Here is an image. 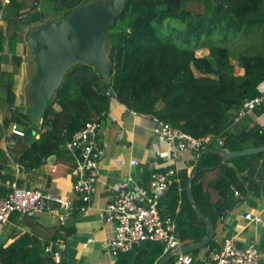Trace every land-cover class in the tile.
I'll list each match as a JSON object with an SVG mask.
<instances>
[{
	"label": "trees",
	"instance_id": "1",
	"mask_svg": "<svg viewBox=\"0 0 264 264\" xmlns=\"http://www.w3.org/2000/svg\"><path fill=\"white\" fill-rule=\"evenodd\" d=\"M84 1L47 0L44 4L54 3L57 11L67 13ZM38 5L9 0L14 34L23 10L29 13ZM105 34L110 75L104 78L82 62L71 66L46 104L40 124L32 126L38 138H30L19 163L26 169L41 165L88 121H100L114 98L192 136L210 134L215 142L222 138V145L201 151L197 172L190 181L192 198L214 223L234 190H257L261 184L264 152L224 162L221 157L223 150L264 145V123L255 122L243 134L238 128L225 130L243 102L260 94L264 86V0H126ZM201 48H207L208 53L197 55ZM232 58L243 74H235ZM263 111L264 101L254 112ZM9 122L23 128L30 125L20 111H13ZM215 167L221 169V176L206 185L203 178ZM245 169L248 173L242 174ZM187 179L185 174L182 186ZM208 189L214 192L215 201H211ZM190 203L186 207L189 216L181 220L178 236L198 242L208 230ZM152 243L158 251L163 248L158 241ZM42 254L14 245L0 247V264H60L52 253ZM151 260L137 258L135 262L151 264Z\"/></svg>",
	"mask_w": 264,
	"mask_h": 264
},
{
	"label": "crops",
	"instance_id": "2",
	"mask_svg": "<svg viewBox=\"0 0 264 264\" xmlns=\"http://www.w3.org/2000/svg\"><path fill=\"white\" fill-rule=\"evenodd\" d=\"M45 1L47 0H26V3L29 5L38 2L35 10L44 14ZM8 10V3L0 0V196L8 191V182L14 181L18 187L59 195L62 199L70 200L73 207L66 212L58 203L48 199L47 208L35 216L12 213L0 235V247L14 245V248H21L28 253H52L54 261L60 264H134L137 258L145 261L152 259L151 264H158L166 253L163 248L158 251V247L152 242L139 243L122 252L109 251L105 243L112 235L114 225L105 220L103 209L112 199L115 185L125 183L128 188L146 187L154 170L166 171L170 168L176 169L178 180L169 182L161 199L160 213L173 220L181 245L194 243L188 238L181 240L178 234L181 220L184 221L189 216L186 209L190 203L188 192L195 202L190 192V181L195 171L197 172L202 150H184L171 157L167 143L153 131L155 117L152 115L136 112L114 98L111 99L108 113L97 122L94 138L100 153L95 190L83 209L80 208L82 203L73 189L75 176L72 169L79 157L78 149L72 151L66 143L37 167L26 169L19 163V156L28 141L11 134L9 120L13 111L25 114V110L32 105L29 87L35 68L31 45L24 40L21 23L29 21L25 18L35 10L29 13H24L26 10H23V14L17 18L16 34L13 32ZM231 62L235 74H243L244 70L237 64V60L232 58ZM255 122L264 123V111L261 114L249 112L238 121L229 119L225 130L236 131L238 128L245 132ZM32 136L38 138L34 131ZM214 146H218L215 141L207 145L208 149ZM130 159L137 162L129 164ZM119 160H125L126 163L120 164ZM221 162H224L222 157ZM221 173V169L215 167L206 173L203 180L208 185L216 181ZM247 173L248 169L242 172ZM185 174L188 179L185 186H182L181 179ZM260 177L261 184L257 190H236L237 194L234 192L232 198L219 209L210 244L188 252L193 256V264H205L209 252L220 248L223 239L229 236L234 237L238 247L254 245L261 252L264 261V168L261 169ZM208 191L211 201H215L214 192L211 189ZM197 197H200L199 193ZM223 207L226 209L220 214ZM246 213L260 215L261 221L245 219ZM62 215H65L63 221L60 219ZM67 217H72L73 220L66 222ZM54 243L58 244L61 251L66 249L63 263L60 262V253L51 249ZM54 253H57L58 261L55 260ZM164 264H174V256Z\"/></svg>",
	"mask_w": 264,
	"mask_h": 264
},
{
	"label": "built area",
	"instance_id": "3",
	"mask_svg": "<svg viewBox=\"0 0 264 264\" xmlns=\"http://www.w3.org/2000/svg\"><path fill=\"white\" fill-rule=\"evenodd\" d=\"M6 2L8 3L9 0H5ZM1 55L0 47V57ZM263 101L264 86L260 94L243 102L235 112L233 120L238 121L245 114L254 111ZM97 127V121H88L82 129L72 135L71 141L67 143L72 151L80 149L72 174L75 176L73 189L82 203L81 209L95 190L100 153L94 138ZM153 131L167 143L171 157H175L184 150L200 152L213 141V136L210 134L195 137L158 118H155ZM10 132L13 136L22 138L25 128L12 122ZM216 142L222 145V138L217 139ZM118 162L126 163L125 160ZM136 162L135 159L129 160V164ZM154 166L157 164L154 163ZM171 180H178L177 171L174 168L166 171L154 170L146 187L128 188L125 183L114 186L113 197L103 209L105 220L114 225L113 233L105 243L109 251L122 252L133 245L152 241L162 243L165 253L172 252L181 246L175 233L173 220L160 213L161 199ZM7 185L8 191L4 196H0V235L12 213L35 216L47 208L48 199L58 203L65 211L73 207L70 200L62 199L59 195L43 193L33 188L18 187L14 181L8 182ZM234 192L237 194L236 190ZM64 217L65 215L60 216L61 221ZM244 217L247 220L261 221V216L257 214L246 213ZM54 256L58 261L57 253H54ZM173 256L174 264H193L194 262L193 256L188 252H177ZM205 264H264V261L261 252L254 245L238 247L234 237L229 236L223 239L220 248L209 252Z\"/></svg>",
	"mask_w": 264,
	"mask_h": 264
},
{
	"label": "water",
	"instance_id": "4",
	"mask_svg": "<svg viewBox=\"0 0 264 264\" xmlns=\"http://www.w3.org/2000/svg\"><path fill=\"white\" fill-rule=\"evenodd\" d=\"M125 2L126 0H90L83 7H80L81 4L67 13L57 11L53 6V13L57 16L54 20L47 19L49 13L43 14L39 10L31 12L28 18H25L31 23L38 24L35 27H22L24 40L31 45L32 63L35 68L29 87L32 105L25 110L30 125L25 127L24 141L30 140L33 134L32 126L40 124L46 104L60 86L64 73L71 66L82 62L92 66L104 78L110 75L108 36L105 33L107 28L114 24ZM43 18L45 21L41 22ZM110 93L113 94V91L110 90ZM243 133L245 132L241 134ZM259 152H264V145L239 150H223L222 159L228 161L237 156ZM188 198L196 215L205 222L208 233L201 241L181 245L174 251L166 253L158 264H164L177 252H194L204 248L214 237V223L201 213L196 203L190 198L189 192ZM225 209L226 207H223L220 214ZM65 220L71 222L73 218L67 217ZM51 249L53 252L60 253V262L63 263L66 249L61 251L56 243Z\"/></svg>",
	"mask_w": 264,
	"mask_h": 264
},
{
	"label": "rangeland",
	"instance_id": "5",
	"mask_svg": "<svg viewBox=\"0 0 264 264\" xmlns=\"http://www.w3.org/2000/svg\"><path fill=\"white\" fill-rule=\"evenodd\" d=\"M88 2H90V0H85L80 7H83ZM102 3H104V2H102ZM53 6L55 7V4L54 3H50V2H48L47 4H44L43 12L49 13V17H47V19L50 18V19L54 20V19L57 18V16L53 13V10H52ZM43 21H45V18L41 19V22H43ZM30 23H29V21L22 22L21 23V28L22 27H27V25L31 26V27H35L38 24V23H31V24ZM22 33H24V32L22 31ZM207 52H208L207 48H201V49L196 50V54L197 55H203L204 53H207Z\"/></svg>",
	"mask_w": 264,
	"mask_h": 264
}]
</instances>
